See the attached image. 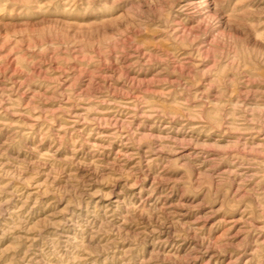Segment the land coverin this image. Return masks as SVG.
<instances>
[{"label":"rangeland","instance_id":"rangeland-1","mask_svg":"<svg viewBox=\"0 0 264 264\" xmlns=\"http://www.w3.org/2000/svg\"><path fill=\"white\" fill-rule=\"evenodd\" d=\"M0 264H264V0H0Z\"/></svg>","mask_w":264,"mask_h":264}]
</instances>
